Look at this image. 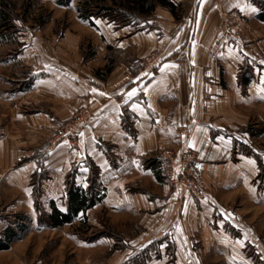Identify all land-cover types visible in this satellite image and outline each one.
Listing matches in <instances>:
<instances>
[{
	"label": "crops",
	"instance_id": "crops-1",
	"mask_svg": "<svg viewBox=\"0 0 264 264\" xmlns=\"http://www.w3.org/2000/svg\"><path fill=\"white\" fill-rule=\"evenodd\" d=\"M170 1L177 6L178 19L167 8L157 7L139 27L98 19L97 28H91L88 22L75 18V27L85 33H79V37L74 38L70 32L63 38L54 35L52 41L40 38L38 33L32 36L31 47H23L24 53L30 54L29 72L23 75L26 78L17 80L20 104L27 117L44 124L48 133L81 108L90 111L91 120L82 131L80 152L58 145L48 154L42 151L44 155L29 159L36 163L34 171L48 173V183L53 179L49 177L50 170L60 172L63 180L59 198L66 192L70 173L76 184L84 188L91 183L94 171V179L106 193L99 205L104 201L113 203L115 195H128L133 198L134 209L146 207L154 217L169 201L167 216L173 220L177 219V202L186 221L195 217L204 223L206 232L212 230L214 236L231 237L239 234V229L223 215L215 226L220 230L224 226L225 232H216L206 225V213L213 218L220 208L219 202L197 205L187 195H161L143 184L131 187L128 182L131 176L143 177L141 172H147L154 182L163 183L159 168L166 162L161 155L168 149H180L183 144L197 153L204 179L216 188L224 181L222 172L239 173L241 166L236 163L241 154L235 146L238 141L224 117L226 110L222 109L229 90L235 88L233 78V86H229L224 74L233 71L229 65L218 66V61L234 58V45L226 44L225 50L221 44L242 41L245 27L258 21L259 7L254 0ZM81 37L91 41L93 54L83 53ZM155 50L164 53L163 61L149 71L144 70L142 59ZM236 55L241 57L237 52ZM108 58L113 67L105 74ZM237 85L241 88L238 81ZM133 88L136 94L129 97ZM182 127L190 131L187 141L180 136ZM148 160L156 163L152 165ZM129 202L118 200L123 206ZM60 208L64 210V206ZM182 229L177 226L172 232L163 230L157 237L144 241L124 264L139 258L146 249L150 250L144 262L136 264H158L164 255V242L170 244L166 249L176 247L178 253L193 252ZM133 237L136 241L138 236ZM153 252L158 258L153 257Z\"/></svg>",
	"mask_w": 264,
	"mask_h": 264
},
{
	"label": "rangeland",
	"instance_id": "rangeland-1",
	"mask_svg": "<svg viewBox=\"0 0 264 264\" xmlns=\"http://www.w3.org/2000/svg\"><path fill=\"white\" fill-rule=\"evenodd\" d=\"M8 1L13 7L14 26L9 31L7 41L0 44V233L9 224L16 225L19 216L28 219L29 230L15 240L8 250L0 252V264H124L129 257L135 255L144 241L157 237L164 231L172 232L177 226L183 228V236L191 244L193 252L178 253L176 247L166 249L170 244L164 242V255L161 256L162 260H158V264H264V63H261L264 61V23L261 25L258 20L260 23L256 21L245 27L247 30L242 34V41L235 39L231 44H221L225 50L226 44L230 47L234 45V58L218 61V66L229 65V70L233 71L232 74H224L226 84L233 86L230 81L233 78L235 88L229 90L230 94L225 98L226 103L222 109L223 112L226 110L227 115L224 114V117L231 124L238 141L235 146L241 153L236 161L241 165L239 173L226 170L222 172L224 181L220 186H211L198 167L197 153L183 144L180 149L168 150H172L178 157L188 150L194 153L196 172L201 184L196 195L171 186L166 178L165 164L159 168L163 183L154 182L147 172H141L143 177L131 176L128 179L131 187L143 184L161 195L178 192L179 198L187 195L197 205L200 202H219L220 208L217 214L213 213V218L206 213V225L216 232H225L224 226L223 230L215 226L218 218L223 215L224 219L231 220L239 229L238 236H214L212 230H203L204 223L200 219L196 220L194 217L193 220L186 221L177 202V219L172 220V217L167 216L171 202L166 200V206L159 208L158 213L152 217V212L146 207L134 209L133 198L128 195H115L113 203H101L87 214L86 224L78 220L57 229H40L35 205L38 203L41 210L49 212L50 201L55 199L56 204L62 207V198L58 196L61 195L63 177L60 172L50 170L52 182L48 183L47 173L41 188H33L32 173L37 172L34 171L36 163H31L29 158L40 156L42 151L48 154L58 145L80 152L81 134L91 120V113L87 108H81L66 122L50 129L49 133L44 124L30 120L25 108L22 109L20 93L17 91V80H22L23 75L28 74L27 67L31 62L27 59L30 54L24 53L23 47H31L32 36L36 33L46 41H52L54 35L63 38L68 32L74 38L79 37V33L83 34L84 31L75 27L74 21L79 18L78 8L83 0H70L67 7L58 6L55 0ZM117 21L121 22L120 19ZM141 23L140 18L135 16L131 25L139 27ZM85 39L81 37L80 48L84 54H93L91 41ZM44 46L46 47L45 44ZM152 52L161 53L163 61L162 51ZM153 67L155 66L146 70ZM28 84L29 82L26 83ZM80 113L86 116V121L74 130V136L68 132L59 137L61 128H65L69 121H75ZM253 132L255 135L251 136ZM189 134L188 128L182 127L180 136L187 141ZM151 161L148 160L147 163ZM230 184L236 186L232 188ZM122 199H129L130 202L123 206L118 203ZM133 236H138L136 241ZM171 238L174 240L172 233ZM176 240L179 241L178 238ZM152 255L156 258L159 256L155 252ZM138 261L141 260L134 258L129 264H136Z\"/></svg>",
	"mask_w": 264,
	"mask_h": 264
},
{
	"label": "trees",
	"instance_id": "trees-1",
	"mask_svg": "<svg viewBox=\"0 0 264 264\" xmlns=\"http://www.w3.org/2000/svg\"><path fill=\"white\" fill-rule=\"evenodd\" d=\"M58 6H69L70 0H55ZM254 3L259 7V14L257 19L264 23V0H254ZM78 8V17L90 25L91 28H97L95 20L98 19H110V22L120 23L123 25H131L134 17H139L143 22L145 17L153 14L157 7L167 8L176 19L177 6L170 0H83L80 2ZM13 7L10 6V1L1 0L0 2V44L7 41L10 36L9 31L13 28ZM116 19V21H115ZM117 19L121 20L118 22ZM118 24V25H120ZM113 67V61L108 58V64L105 68V74L111 71ZM249 83V81H248ZM255 135L253 132L251 136ZM156 160L152 161L154 165ZM44 172H35L32 175L33 188L38 190L41 188L43 180L45 179ZM91 183L87 187L77 185L73 174L70 173L69 180L66 182L65 194L62 197V205L64 210L61 209L55 201H50V211H44L40 209L38 203L36 207L38 210L37 220L38 228L43 229H57L66 225H71L76 221H81L82 224H86L87 212L92 210L100 202L106 198L104 189L95 180V173L92 171ZM95 178V179H94ZM16 225L9 224L0 233V252L8 250L15 240L23 236L24 233L29 230L28 219L25 216H19ZM150 249H146L139 255L141 261L146 258ZM139 262V261H138Z\"/></svg>",
	"mask_w": 264,
	"mask_h": 264
},
{
	"label": "built area",
	"instance_id": "built-area-1",
	"mask_svg": "<svg viewBox=\"0 0 264 264\" xmlns=\"http://www.w3.org/2000/svg\"><path fill=\"white\" fill-rule=\"evenodd\" d=\"M161 57L162 54L159 52H152L150 55L145 56L142 59L144 70L160 63L162 61ZM75 119V121H69L65 125V128H61L58 132L59 137L65 136L68 132L73 137L74 130L86 121V116L81 114ZM193 157L194 153H191L190 150L182 153L179 157L172 150H168L162 154V159L166 162V178L170 185L179 189H185L189 193L191 192L196 195L198 189H201V184L196 172L195 158Z\"/></svg>",
	"mask_w": 264,
	"mask_h": 264
},
{
	"label": "snow or ice",
	"instance_id": "snow-or-ice-1",
	"mask_svg": "<svg viewBox=\"0 0 264 264\" xmlns=\"http://www.w3.org/2000/svg\"><path fill=\"white\" fill-rule=\"evenodd\" d=\"M261 63H264V61H262ZM165 67H167V66H165ZM93 91H95V90L93 89ZM145 91H146V89H145ZM262 91H264V89H262ZM101 94L103 95V93H101ZM135 94H136V89L135 88H133L131 90V92L128 93L129 97L134 96ZM133 107L135 108L136 105H133ZM81 135H83V134H81ZM250 163H254V162L250 161Z\"/></svg>",
	"mask_w": 264,
	"mask_h": 264
}]
</instances>
